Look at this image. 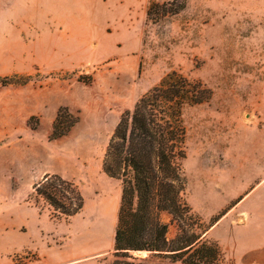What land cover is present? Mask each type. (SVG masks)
Returning <instances> with one entry per match:
<instances>
[{
	"label": "rangeland",
	"instance_id": "obj_1",
	"mask_svg": "<svg viewBox=\"0 0 264 264\" xmlns=\"http://www.w3.org/2000/svg\"><path fill=\"white\" fill-rule=\"evenodd\" d=\"M164 1L171 0H0V24H18L28 42L19 75H32L0 92V108L16 87L26 86L18 102L28 99L22 126L0 127V225H21L14 239L28 249L22 257L41 256L49 244L76 253L73 264L112 263L121 181L102 170L106 145L121 112L172 70L213 91L209 101L182 110L183 199L201 219L210 216L203 224L245 185L222 190L219 179L236 170L257 177L253 187L264 175V0H185L178 13L149 18V5ZM8 72L0 63V76ZM59 106L79 119L49 139ZM52 173L83 195L71 217H52L34 198L33 185ZM254 197L264 198V184ZM107 202L113 210L96 215ZM161 218L173 238L175 225L168 214Z\"/></svg>",
	"mask_w": 264,
	"mask_h": 264
},
{
	"label": "trees",
	"instance_id": "obj_2",
	"mask_svg": "<svg viewBox=\"0 0 264 264\" xmlns=\"http://www.w3.org/2000/svg\"><path fill=\"white\" fill-rule=\"evenodd\" d=\"M184 6L185 0L152 2L146 14L158 19L178 13ZM31 79L32 75L17 73L0 76V87L23 85ZM212 94L202 81L172 70L131 109L121 112L102 159L104 173L121 181L111 264L220 262L219 246L205 238V232L221 214L203 224L183 199L186 181L181 168L186 137L183 107L207 102ZM78 119L67 106H59L48 138L66 135ZM27 123L32 129L38 125ZM33 193L36 201L42 199L51 207V216L57 219L75 215L84 205L78 186L58 173L44 175L33 185ZM163 213L176 227L173 238L167 237L169 223L162 220ZM136 250L149 254L131 253Z\"/></svg>",
	"mask_w": 264,
	"mask_h": 264
},
{
	"label": "crops",
	"instance_id": "obj_3",
	"mask_svg": "<svg viewBox=\"0 0 264 264\" xmlns=\"http://www.w3.org/2000/svg\"><path fill=\"white\" fill-rule=\"evenodd\" d=\"M6 31V32H5ZM22 28L18 24L6 26L0 24V63H4L11 74L23 72L20 63H27L28 42L22 34ZM4 32V33H3ZM0 88V92L9 91V87ZM26 86L16 87L12 90L10 101H4L0 108V127L6 125L22 126L29 115L28 99L21 98L20 103L16 95L23 91ZM11 102L10 107L9 104ZM8 103V105H6ZM264 132V125L262 128ZM261 169L264 167V151L260 153ZM260 168H258L259 170ZM257 170V172H259ZM258 174V173H257ZM257 178V177H256ZM255 177L247 178L236 170L230 172L227 178L219 179L216 184L222 190L235 186L238 182H245L240 193L231 199L232 203L216 211L220 217L207 229L205 238L217 242L221 251L222 264H264V198L254 197L255 193L262 187V178L258 179L255 186L249 187L256 180ZM249 187V188H248ZM210 217V216H209ZM207 217V219L209 218ZM202 218L201 220H207ZM19 226L5 224L0 225V264H73L77 254L69 250L61 252L60 248L46 244L45 253L39 256L22 257L21 253L28 250L23 240H15L19 233ZM9 234L13 239L4 241V234ZM147 256L148 251H144ZM34 253V252H33ZM20 257V259L15 258Z\"/></svg>",
	"mask_w": 264,
	"mask_h": 264
},
{
	"label": "bare ground",
	"instance_id": "obj_4",
	"mask_svg": "<svg viewBox=\"0 0 264 264\" xmlns=\"http://www.w3.org/2000/svg\"><path fill=\"white\" fill-rule=\"evenodd\" d=\"M114 204L113 202H107L106 204L101 206V209L95 211L96 215L99 213H110L113 210Z\"/></svg>",
	"mask_w": 264,
	"mask_h": 264
},
{
	"label": "water",
	"instance_id": "obj_5",
	"mask_svg": "<svg viewBox=\"0 0 264 264\" xmlns=\"http://www.w3.org/2000/svg\"><path fill=\"white\" fill-rule=\"evenodd\" d=\"M144 251L145 250H136V251H131V252L137 256H141L142 254H146V252H144Z\"/></svg>",
	"mask_w": 264,
	"mask_h": 264
}]
</instances>
